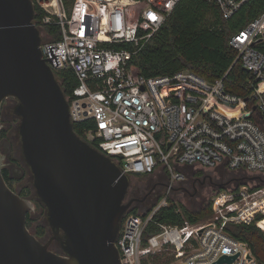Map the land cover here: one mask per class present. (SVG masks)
Masks as SVG:
<instances>
[{"label": "built area", "instance_id": "1", "mask_svg": "<svg viewBox=\"0 0 264 264\" xmlns=\"http://www.w3.org/2000/svg\"><path fill=\"white\" fill-rule=\"evenodd\" d=\"M180 1L36 0L48 13L43 22L53 21L61 30L59 41L41 42V57L53 71L70 68L78 80L67 97L69 114L72 123L93 121L84 132L88 143L127 176L158 167L167 174L160 200L148 211L124 214L115 241L121 264H152L155 256H167L162 264H217L223 255L236 257L221 264H264L225 229L228 223L251 222L257 211L250 204L264 195V10L228 41L249 74L245 99L224 90L225 74L209 82L188 69L150 77L130 71L131 56ZM204 1L229 19L251 0ZM195 166L236 171L232 188L240 184L214 197L208 221L155 222L171 185ZM150 224L155 227L149 232Z\"/></svg>", "mask_w": 264, "mask_h": 264}, {"label": "water", "instance_id": "2", "mask_svg": "<svg viewBox=\"0 0 264 264\" xmlns=\"http://www.w3.org/2000/svg\"><path fill=\"white\" fill-rule=\"evenodd\" d=\"M34 16L33 0H0V121L2 103L16 99L20 150L51 235L42 241L27 227L31 202L5 183L0 153V264H121L115 241L132 209L124 202L129 178L73 130Z\"/></svg>", "mask_w": 264, "mask_h": 264}, {"label": "trees", "instance_id": "3", "mask_svg": "<svg viewBox=\"0 0 264 264\" xmlns=\"http://www.w3.org/2000/svg\"><path fill=\"white\" fill-rule=\"evenodd\" d=\"M33 4L35 13L33 22L36 27L43 26L50 41H59L60 26L53 21L43 22L48 13L36 3V0H33ZM173 9L161 28L131 56L128 61L130 71L135 75L150 77L171 75L180 69H188L209 82L225 74L224 90L247 99L250 92L244 88V85L249 74L243 69L240 60L236 58V50L228 41L234 32L243 28L251 18L264 10V0L249 1L229 19L222 17L214 3L204 0H181ZM123 46L131 47L128 44ZM53 72L64 95L71 98L72 90L78 85L73 71L70 68H62ZM249 101L251 102V98ZM93 126L92 120H84L74 122L73 130L78 136L85 138L84 132ZM4 132L5 130H0L3 136L6 135ZM91 144L95 146V143ZM239 174L245 176L243 172ZM3 177L6 179L7 175L3 174ZM239 184L240 181L231 190L236 189ZM168 200L165 207L159 208L154 213L155 222L182 224L184 220H188L196 223L210 220L213 216L211 201L196 211H190L185 206L174 203L170 198ZM250 205L253 211L264 213V199H257ZM40 206L43 207L41 202H39ZM137 211L136 207H132L128 213ZM263 218L262 213H256L249 223H228L225 226L227 233L234 239L245 242L252 255L262 263H264V231L257 225L264 221L261 220ZM27 219L26 225L29 227L33 218L28 214ZM44 222L45 220L40 221L32 227V233L38 238L46 235L47 225ZM154 227L150 224L147 231H152ZM166 259L167 256H155L152 258V264H162Z\"/></svg>", "mask_w": 264, "mask_h": 264}, {"label": "rangeland", "instance_id": "4", "mask_svg": "<svg viewBox=\"0 0 264 264\" xmlns=\"http://www.w3.org/2000/svg\"><path fill=\"white\" fill-rule=\"evenodd\" d=\"M38 30H40L41 42L50 41V37L47 34L43 26H40ZM15 105H16V99L12 97L7 98L2 103L1 105V113H2L1 116L2 117L0 121V128H1L2 122L4 123V124L2 123V125L6 126L9 119L14 118L13 120L14 123H12L11 126L10 125L8 126V130H9L8 133L9 135H12V138H15L17 144L13 148V140L11 138L9 142L7 143V145L9 146V150H11V154H10L11 157L15 156L16 160H19L18 162L19 165L17 166L22 171V173H24L26 168L24 165L22 152L20 150V138L17 133V126L19 123V119L17 116L15 115L13 116V108L15 107ZM15 133H17L18 137L16 136ZM13 149L15 150V152ZM0 153L2 154L1 145H0ZM5 159H6V156L2 154L1 163H3ZM188 173H190V171H188ZM26 176H27L26 174L24 176L22 174L20 178L22 180L18 183L17 181L19 180H14L13 184L14 185L25 184L30 187V190H26L25 195H23L22 197L23 199L31 202L32 209L29 215H30V218H33V219L31 221L30 226L28 227L31 230L32 226H34L36 223H39L40 221H44L45 217L42 212H39V202L40 201L36 197L34 188L31 184L30 177L26 178ZM235 176H238V173L236 171H228L220 166L213 168V169H205L203 173L189 174L183 181H179L177 183L172 184L167 196H168V199L170 198L174 203L185 206L190 211H196L200 209L201 207H204V205H206L208 201H211L213 203V199L214 197L217 196L218 193L230 191L233 185V183H231V180ZM139 177L140 176H134V175L128 176L131 184L136 183L137 181L136 179H138ZM26 179L29 180V184L25 182ZM167 184H168V179H165L163 186L161 187L155 186L154 191L156 192H154L155 196H152V198L157 196L156 201L160 200L162 196H164V194L166 193ZM262 184L264 185V183ZM261 195L258 196L257 198L264 196L263 194ZM251 199L249 202H251ZM133 206L137 208L138 212H144L146 211L147 208H149L150 204L145 203L143 205L142 204L139 205L138 203H135V204L132 203L130 207L132 208ZM256 211L257 210H255V212ZM256 213H262L264 215V213L261 211H257ZM261 220H264V218ZM202 221H208V220H202ZM257 222H256V225H257ZM52 249L57 250V251L59 250L56 244L52 246Z\"/></svg>", "mask_w": 264, "mask_h": 264}, {"label": "flooded vegetation", "instance_id": "5", "mask_svg": "<svg viewBox=\"0 0 264 264\" xmlns=\"http://www.w3.org/2000/svg\"><path fill=\"white\" fill-rule=\"evenodd\" d=\"M1 115H2V113H1ZM13 116H14V114H13ZM13 120H14V118L9 119V121L7 122L6 126L2 125L3 122L1 123L0 130L3 129V130H5L4 133H6L5 136L0 134V145H1L2 154L4 156H6V159L2 163L1 167H2V175L3 174L7 175V178L4 179L5 183L12 190H14L16 193H18V195L20 197H22L23 195H25V191L26 190H30V187L25 185V184H21L20 185V184H17V183L22 180V179H20L22 174H23V176L26 174L27 175L26 178L30 177V179H31V175H30L29 168L25 165V162H24V165H25L26 169H25V172H24L25 174H24V173H22V171L17 166V165H19L18 164L19 160H16L15 156L11 157V155H10L11 154V150H9V146L7 145V143L12 138V135H9V133H8V131H9L8 130V126L9 125L11 126V124L14 123ZM15 134L17 136V133H15ZM12 140H13V148H14V146L17 144V142H16L15 138H12ZM14 152H15V150H14ZM220 167H223V166H220ZM204 170H205V168H203L201 166H199V167L198 166L190 167L189 168L190 173H188L187 176L189 174H199V171H201L200 173H203ZM134 176H140V177L138 179H136L137 180L136 183H132V184L129 183V186L127 188L126 194L124 196V202H131V205H132V203H134V204L138 203L139 205H141V204L143 205L145 203L146 204H150V205L153 204V202H155L156 199H157V196L152 198V196H155L154 192H156V191H154V187L155 186H159V187L163 186L164 185V181L167 178V174L164 171V169L162 167H158L153 173H150L148 175H134ZM14 180H19L16 183L17 185L13 184ZM25 182L27 184H29V180L28 179H26ZM41 211H42V213H44V209H43L42 206L39 207V212H41ZM28 214H30V212L27 213L26 218H27ZM27 222H28V219H27ZM36 224H38V223H36ZM44 224H46V222H44ZM45 234L46 235L42 236L39 239H41L42 241H46L50 237L51 234H50L49 227H47V230H46ZM54 244H56L58 246L57 242L55 240H53L50 243V248L51 249H52V246ZM58 249H59V246H58Z\"/></svg>", "mask_w": 264, "mask_h": 264}, {"label": "bare ground", "instance_id": "6", "mask_svg": "<svg viewBox=\"0 0 264 264\" xmlns=\"http://www.w3.org/2000/svg\"><path fill=\"white\" fill-rule=\"evenodd\" d=\"M257 199H264V196H263V197H260V198H257ZM256 201H257V200H256ZM258 226L264 230V221H261V222L258 224Z\"/></svg>", "mask_w": 264, "mask_h": 264}, {"label": "snow or ice", "instance_id": "7", "mask_svg": "<svg viewBox=\"0 0 264 264\" xmlns=\"http://www.w3.org/2000/svg\"><path fill=\"white\" fill-rule=\"evenodd\" d=\"M154 18V17H153Z\"/></svg>", "mask_w": 264, "mask_h": 264}]
</instances>
